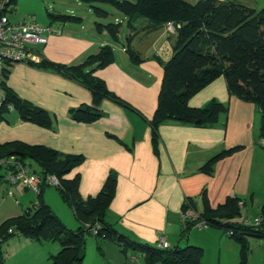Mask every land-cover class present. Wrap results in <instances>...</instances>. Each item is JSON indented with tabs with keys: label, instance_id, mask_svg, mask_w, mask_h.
Returning a JSON list of instances; mask_svg holds the SVG:
<instances>
[{
	"label": "crops",
	"instance_id": "crops-1",
	"mask_svg": "<svg viewBox=\"0 0 264 264\" xmlns=\"http://www.w3.org/2000/svg\"><path fill=\"white\" fill-rule=\"evenodd\" d=\"M46 13L47 17L36 10L25 11L18 1L9 20L18 23L33 16L42 28L53 29L48 44L38 49L48 61L79 65L105 45L115 50L106 32L91 34L90 38L76 22L57 21L50 25L47 9ZM127 20L125 18L124 25ZM126 27L128 32L125 34L122 27L120 40L124 36L126 42L130 39L141 62L134 63L124 51L127 49L124 45L123 54L116 56L115 63L95 75L128 106L104 100L100 106L101 119L92 124L78 123L69 116V111L92 105V95L86 88L57 72L24 63L14 64L10 67L7 86L20 99L47 110L53 117V125L42 128L23 122L17 112H10L0 122V144L21 142L45 146L66 156L83 157L82 165L68 176L69 179L80 176L79 192L83 199L98 195L108 177L115 174L117 190L105 220L134 242L155 246L164 235L169 249L176 242L181 247L177 236L184 228V205L192 200L194 210L190 213L199 218L204 211V196L213 209L224 204L228 197L244 202L239 223L245 218L259 217L264 207V147L259 136V109L231 95L225 77L220 76L193 95L189 106L204 109L216 101L228 107L227 115H221L220 122L213 127L163 123L157 130L155 144L149 122L158 107L164 75L157 58L164 62L171 60L174 36L169 35L165 27L152 29L144 19H138L133 26L126 23ZM235 147L242 149L220 160L213 175L201 172L213 157ZM46 188L44 202L67 228L75 225L76 220L62 206L60 195L56 198ZM221 232L208 234L232 246ZM16 238L5 246L8 256L4 264H51V257L61 250L59 244L51 246L43 244L46 242ZM15 248L17 251L12 252ZM236 252L231 258L233 263L239 264V248ZM258 259L256 264H264V250ZM137 260L131 264L138 263Z\"/></svg>",
	"mask_w": 264,
	"mask_h": 264
},
{
	"label": "trees",
	"instance_id": "trees-1",
	"mask_svg": "<svg viewBox=\"0 0 264 264\" xmlns=\"http://www.w3.org/2000/svg\"><path fill=\"white\" fill-rule=\"evenodd\" d=\"M0 17L13 13L19 0H9L1 7ZM90 5L97 17L107 20L111 6L121 13L132 25L138 19L147 20L154 30L165 27L168 22L179 25L172 40L173 57L164 62L157 58L163 68V81L158 107L149 122L152 138L157 143L159 126L166 122H179L199 127H213L220 122L221 115H227L228 107L213 101L204 109L189 106L193 95L205 88L220 76H224L229 93L240 100L253 104L261 112L259 136L264 139V8L260 11L250 8L240 0H80ZM51 24L60 22H81L78 17L49 12ZM98 31L106 32L113 43L120 42L122 23H96ZM50 27V26H49ZM127 49L134 63L141 62L139 55L127 42ZM39 63L29 65L42 70H51L86 88L92 95V105H83L69 111V116L78 123L92 124L102 117L100 106L104 100H110L122 106L128 104L109 90L104 80L95 74L116 60L111 45H105L90 55L79 65H60L48 61L42 56ZM11 67V66H10ZM10 67L0 81L4 93V103L0 111V122L4 115L17 112L23 122L42 128H51L52 115L45 109L20 99L8 86ZM9 106L13 110H9ZM235 147L224 151L202 168L201 172L211 176L215 165L222 159L240 151ZM17 157L23 164L26 161L37 163L42 174L55 175L61 186L55 188L65 205L69 206L78 223L76 231L67 229L53 210L44 202L40 186L38 202L33 208H27L23 215L7 219L0 226V264L5 263L1 246L15 236H22L35 242H53L61 245L59 253L51 257V264H83L86 238L99 226L96 238L116 243L124 254L129 250L138 251L146 264H203L204 251L201 247L180 246L172 249H160L149 244L138 243L120 234L106 220L107 211L117 190V177L111 174L103 188L95 197L83 199L79 192L80 176L69 179L68 176L84 162L81 156H66L45 146H31L21 142L0 144V158ZM4 170L0 167V172ZM4 178L0 175V181ZM5 181V179H4ZM6 182V181H5ZM7 183V182H6ZM14 196V193H13ZM241 200L228 197L226 202L216 209L211 208L204 196V211L197 219L185 220L181 238H186L199 221H205L212 228H218L239 246V264H249L250 238L264 239V207L259 217L263 222L259 226H245L237 222L242 215L239 206ZM194 210V202L187 200L183 214ZM233 232L229 236L228 233ZM100 249V248H99Z\"/></svg>",
	"mask_w": 264,
	"mask_h": 264
},
{
	"label": "rangeland",
	"instance_id": "rangeland-1",
	"mask_svg": "<svg viewBox=\"0 0 264 264\" xmlns=\"http://www.w3.org/2000/svg\"><path fill=\"white\" fill-rule=\"evenodd\" d=\"M130 1H135V0H130ZM240 1L246 6L256 9L257 11H260L264 8V0H240ZM43 3L45 6H43ZM19 4H21L22 9L25 11L36 10L40 12V14L46 17H47V13H46V9H47L48 12L53 14H57V15L63 14L69 17L81 18L82 21L78 22V24L84 27L82 29V32L86 33L90 38H91L90 36L91 34L96 35L98 34L97 32H99L96 23L101 22L104 24H108L111 22L116 23L117 20L119 21L121 20L123 24V22L125 21V17L111 6L103 7L110 13L109 19L103 20L97 17V15L94 13L90 5L82 3L80 0H19ZM126 23L125 25L123 24V29L125 30V34L128 32ZM80 25L78 26L79 28ZM107 40L109 43L115 46V51H116L115 53L117 58L120 57L123 54L122 49L124 45H127L126 37L125 36L122 37L119 43H113L108 38ZM25 164L32 172H37L39 174L42 173V169L37 163L29 160L26 161ZM0 175L4 177L6 175V172L2 170L0 172ZM46 191L53 192L56 198L57 196H59V193L55 188L47 187ZM9 192H13L15 196L8 195ZM37 198H38V194L36 192L31 190H26L21 186H11L10 184L4 181V178H2L0 181V226L4 221H6L9 218L23 215L26 212L27 208H33L34 205H36V203L38 202ZM62 206H64V208L71 214L72 217L74 216L76 220L75 225L68 226L67 229L76 231L78 229V221L72 209L65 204H63ZM248 207H249L248 210L251 211L252 207L250 206V203L248 204ZM244 213L245 210L243 211V214ZM254 216H256V213L254 214ZM250 219L252 221L254 220V218L253 219L250 218ZM239 220L237 222H239ZM213 231L221 232L219 231L218 228H212V227H208V229H205L203 231L193 228V230L189 233V235L186 238L182 239L180 233L177 236V239L178 241L180 240L181 242V248H186L189 245L201 247L204 251L203 264H235L233 263V259L231 258V256L236 255L238 253L236 252V249L239 248L238 244L234 239H231L225 235L226 238H229L230 244L232 246L228 247L224 245L223 242H221L217 237L208 234ZM16 237L24 238L22 236H15L10 240H17L18 238ZM6 244L7 242L1 246L2 255L3 258L5 259L8 256L5 247ZM43 244H50L51 246H54L55 244L57 246L59 243L46 242ZM173 245H175L173 246L175 248L176 246H178V242H176ZM250 245L252 252L250 255V264H256L258 256L261 255V250H264V239L263 240L250 239ZM59 246L61 245L59 244ZM152 247L159 248L158 242L157 244H155V246ZM11 251L16 252L17 249L15 248L14 250ZM45 251H47V249ZM84 255L86 256L85 257L86 259H84L85 261L83 262L84 264H131L132 261L137 259H138L137 260L138 263L145 264L142 254H140L138 251L129 250L128 254H124L116 243L100 240L96 238L93 234L87 236L86 238ZM252 256L254 257L253 260L251 259ZM138 263H134V264H138Z\"/></svg>",
	"mask_w": 264,
	"mask_h": 264
},
{
	"label": "built area",
	"instance_id": "built-area-1",
	"mask_svg": "<svg viewBox=\"0 0 264 264\" xmlns=\"http://www.w3.org/2000/svg\"><path fill=\"white\" fill-rule=\"evenodd\" d=\"M8 3L9 0H3L1 7L4 8ZM179 28L180 26L173 22H168L165 25L166 32L171 36H175ZM53 32L51 27L42 28L39 26L33 16H29L18 23H12L7 16L0 17V79L5 69L14 64L39 63L41 57L38 54V49L48 44V36ZM4 99V93L0 87V111ZM9 110L12 111L13 107L9 106ZM261 143L264 147V139L261 140ZM0 167L6 172L4 179L11 186H21L37 194L41 185L52 188L61 186L59 179L55 175H38L32 172L17 157L0 158ZM8 195H13V192H9ZM239 206L242 208L244 202L240 201ZM183 219L195 222L198 218L192 217V214L188 212L183 214ZM262 222V218L257 217L253 221L250 218H245L242 223L245 226H259ZM208 227L209 225L205 221H199L195 225L198 230H205ZM99 229L100 227L97 226L93 230L94 236L98 234L97 231ZM228 235H233V232L228 233ZM158 244L160 249H169V243L164 235L159 237Z\"/></svg>",
	"mask_w": 264,
	"mask_h": 264
}]
</instances>
